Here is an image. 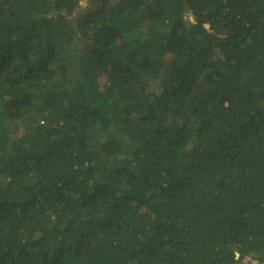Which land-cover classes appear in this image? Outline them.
Instances as JSON below:
<instances>
[{"label":"trees","instance_id":"trees-1","mask_svg":"<svg viewBox=\"0 0 264 264\" xmlns=\"http://www.w3.org/2000/svg\"><path fill=\"white\" fill-rule=\"evenodd\" d=\"M264 264V0H0V264Z\"/></svg>","mask_w":264,"mask_h":264},{"label":"rangeland","instance_id":"rangeland-1","mask_svg":"<svg viewBox=\"0 0 264 264\" xmlns=\"http://www.w3.org/2000/svg\"><path fill=\"white\" fill-rule=\"evenodd\" d=\"M242 264H255L254 261H249L248 258H244L243 261H242Z\"/></svg>","mask_w":264,"mask_h":264}]
</instances>
